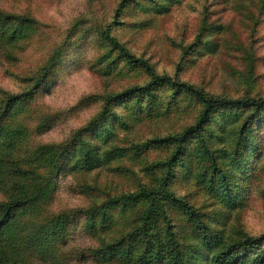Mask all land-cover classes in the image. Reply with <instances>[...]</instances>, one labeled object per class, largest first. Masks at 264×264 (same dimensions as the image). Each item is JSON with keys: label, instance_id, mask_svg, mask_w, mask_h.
I'll return each mask as SVG.
<instances>
[{"label": "trees", "instance_id": "1", "mask_svg": "<svg viewBox=\"0 0 264 264\" xmlns=\"http://www.w3.org/2000/svg\"><path fill=\"white\" fill-rule=\"evenodd\" d=\"M129 1L133 0H121L116 14ZM133 2L143 6L150 2L154 11L161 14L168 12L178 0H166L165 4L158 0ZM213 25V22L202 21L200 33L210 30ZM40 29V24L29 14L9 13L0 8L1 57L17 60V51H24L26 43ZM106 37L110 48L97 62L99 65L105 63L103 75L119 71L115 70L116 65L123 60L129 70L142 69L149 79L144 84L132 85L116 93L83 97L80 105L101 102L100 109L67 141L28 146L30 135H42L55 122L53 114L37 110V97L57 73L65 45L71 46L72 42L67 43L68 37L50 53L38 71L32 73L28 81L33 85L29 89L14 95L0 88V184L7 186L9 196L0 202V264H29L35 259L48 264H70L71 251L67 241L79 223L97 246L88 254L96 263L197 264L188 259H194L192 254L185 255L179 248L174 224L169 218L171 212L178 211L185 216L205 248L206 254L197 252L195 258L200 254L204 255L207 264H226L232 261L231 253L241 249L244 255L251 254L249 264H264V234L257 237L244 235L236 241H227L232 239L224 237L222 230L213 228L202 213L172 190L173 179L178 168H182L205 192L218 197L229 207L240 205L244 200L243 192L257 175V172L250 174L246 166L250 169L248 164H252V158L256 161L260 156L257 132L264 126V97L233 99L210 95L200 87L156 74L147 60L134 56L114 37ZM206 43V40L201 41L203 45ZM112 49L117 50L115 59L109 56ZM243 51L246 75L252 77L258 56ZM105 60H108L107 64ZM91 67L96 65L91 64ZM182 94L189 98L187 104L199 107L193 123L175 133L124 146L116 144V133L127 131L132 120L160 119L177 111ZM117 104L130 107L132 112L119 116L115 111ZM215 124H219L221 134H214ZM149 149L169 151L166 158L145 166L151 177L148 184L139 183L136 190L118 195H105L102 200L92 201L74 213L51 209L62 174L83 175L111 162L117 163V172L123 171L126 167L119 161L142 159ZM224 159L240 166L239 172L225 168ZM80 186L84 194L94 191L85 183ZM126 214L132 216L129 225L114 230L118 216Z\"/></svg>", "mask_w": 264, "mask_h": 264}, {"label": "rangeland", "instance_id": "2", "mask_svg": "<svg viewBox=\"0 0 264 264\" xmlns=\"http://www.w3.org/2000/svg\"><path fill=\"white\" fill-rule=\"evenodd\" d=\"M120 1L0 0L1 9L14 14H29L41 28L26 43L24 51H17V60L9 61L0 54V88L5 92L15 95L29 89L33 85L32 81H28L32 73L38 71L50 53L67 37V43L72 42L69 47L65 45L57 73L37 97V110L50 112L56 117L55 122L42 135H30L28 146L69 140L73 132L87 123L101 106V102L82 106L79 102L83 97L116 93L148 81L147 72L142 69L129 70L123 60L116 65L115 70L119 71H113L108 76L102 74L105 63L99 65L97 62L99 56L110 48L107 35L114 37L134 56L147 60L158 75H168L176 81L200 87L213 96L233 99L264 97L262 0H178L168 12L161 14L154 11L150 2L143 6L133 0L116 14ZM158 1L166 3V0ZM204 20L214 25L202 34L200 26ZM202 40L207 43L201 44ZM243 50L248 55L258 56L252 77L246 75ZM109 56L115 59L117 50H110ZM105 61L107 64L108 60ZM91 64L96 67H91ZM188 102L189 98L182 94L176 106L177 111L173 114L160 119L132 120L127 131L116 133V144L124 146L182 130L193 123L199 110L197 105L194 107ZM115 111L123 117L131 113L132 109L117 104ZM213 127L215 135L221 134L219 124ZM259 130L260 156L256 161L252 158V164H248L250 169L246 166L250 174L257 172V175L242 194V200L247 198V201L243 200L240 205L229 207L218 197L205 192L195 184L191 174L186 175L185 169L178 168L173 179L172 190L176 195L184 197L213 228L222 230L224 237L232 239L227 241L233 242L244 235L257 237L264 234V126ZM168 151L149 149L142 159L119 161L126 167L123 171L117 172V163L111 162L83 175L62 174L51 209L74 213L107 195L136 190L139 183L148 184L150 181L145 166L166 158ZM223 163L225 168L239 172L237 168L240 166L234 162L224 159ZM156 174L159 175V171ZM81 183L92 186L94 191L91 194L86 191L82 193V187H79ZM7 192V186L0 184V202L9 198ZM170 217L180 250L185 255L194 256L192 260L188 258L191 263L207 264L204 255L198 254L195 258L197 252L204 253L205 248L194 235L185 216L178 211L171 212ZM131 219L130 214L118 216L113 229L127 227ZM74 228L67 241L71 251L70 264H99L88 255L91 248L97 247L95 242L83 232L81 223ZM231 254L232 261L226 264L250 262L248 258L251 254L244 255L241 249H235ZM29 264L48 263L35 259Z\"/></svg>", "mask_w": 264, "mask_h": 264}]
</instances>
